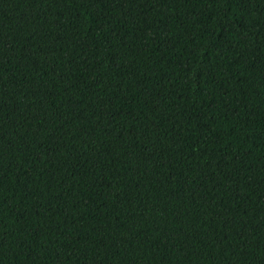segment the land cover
Segmentation results:
<instances>
[{
	"label": "trees",
	"instance_id": "obj_1",
	"mask_svg": "<svg viewBox=\"0 0 264 264\" xmlns=\"http://www.w3.org/2000/svg\"><path fill=\"white\" fill-rule=\"evenodd\" d=\"M0 264H264V0H0Z\"/></svg>",
	"mask_w": 264,
	"mask_h": 264
}]
</instances>
